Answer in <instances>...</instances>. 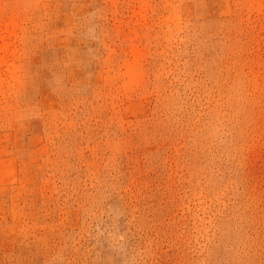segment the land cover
Segmentation results:
<instances>
[{
    "label": "rangeland",
    "instance_id": "1",
    "mask_svg": "<svg viewBox=\"0 0 264 264\" xmlns=\"http://www.w3.org/2000/svg\"><path fill=\"white\" fill-rule=\"evenodd\" d=\"M0 264H264V0H0Z\"/></svg>",
    "mask_w": 264,
    "mask_h": 264
}]
</instances>
